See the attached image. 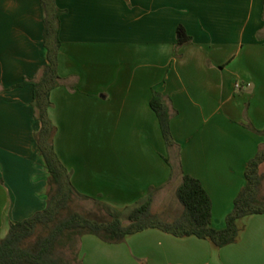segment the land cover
Here are the masks:
<instances>
[{
  "label": "crops",
  "instance_id": "crops-1",
  "mask_svg": "<svg viewBox=\"0 0 264 264\" xmlns=\"http://www.w3.org/2000/svg\"><path fill=\"white\" fill-rule=\"evenodd\" d=\"M262 2L55 0L64 10L57 70L65 84L51 90L49 116L55 153L77 192L123 209L161 187L154 204L172 181L169 155L178 184L179 172L200 180L211 225L224 226L247 162L264 143L246 126L264 128ZM179 25L191 41L176 46ZM46 63L40 0H0V238L46 206L48 172L35 141L41 123L31 86H16ZM153 90L175 112L171 150L149 105ZM237 226L236 241L222 247L156 228L116 244L84 235L79 256L82 264H264V214Z\"/></svg>",
  "mask_w": 264,
  "mask_h": 264
},
{
  "label": "trees",
  "instance_id": "trees-1",
  "mask_svg": "<svg viewBox=\"0 0 264 264\" xmlns=\"http://www.w3.org/2000/svg\"><path fill=\"white\" fill-rule=\"evenodd\" d=\"M40 5L47 63L36 79H24L16 86H31L30 104L35 118L41 123L35 141L48 172L46 206L28 218L10 223L6 234L0 238V264H82L79 256L82 236L93 235L102 242L116 244L123 242L128 235L149 228L175 237L208 239L218 247L234 243L238 236L239 218L264 214V200L260 196L264 175L259 171L264 162V143L247 162L245 184L234 198L233 207L220 229L211 225V199L202 183L182 172H179L180 182L175 195L183 206V212L170 220L152 210L154 195L161 187H150L145 196L123 209L76 191L70 181V172L55 153L53 136L56 128L49 116L50 92L65 84L57 70L59 18L64 10L56 6L55 0H40ZM262 5L264 17V0ZM190 41L191 37L179 25L176 46ZM69 87L73 88V85ZM149 105L157 117L164 142L171 150L175 143L170 132V120L175 112L170 109L166 96L157 90H153ZM246 126L264 136V128L256 130ZM164 160L172 167L173 178L174 164L169 155ZM78 202L89 203L92 207L87 211L77 210L75 205Z\"/></svg>",
  "mask_w": 264,
  "mask_h": 264
},
{
  "label": "rangeland",
  "instance_id": "rangeland-1",
  "mask_svg": "<svg viewBox=\"0 0 264 264\" xmlns=\"http://www.w3.org/2000/svg\"><path fill=\"white\" fill-rule=\"evenodd\" d=\"M175 178L176 177L174 176L172 178L171 184H169V186H167L165 190H163L162 192H160L159 195L156 196L155 203L153 204V209H154L153 211H155V213L159 214L162 218H165L166 220H170V218L179 216L183 212V206L178 201L175 195V186L178 184ZM75 206L74 207L77 210H81V211L84 210L87 211V209H91L92 207V205H90L89 203H84V202L81 203L78 202V204ZM91 237L98 239L96 236L93 235ZM129 255L131 256L130 252ZM82 257H83V252L81 253L80 258Z\"/></svg>",
  "mask_w": 264,
  "mask_h": 264
},
{
  "label": "built area",
  "instance_id": "built-area-1",
  "mask_svg": "<svg viewBox=\"0 0 264 264\" xmlns=\"http://www.w3.org/2000/svg\"><path fill=\"white\" fill-rule=\"evenodd\" d=\"M236 87H239V84L238 83H236Z\"/></svg>",
  "mask_w": 264,
  "mask_h": 264
}]
</instances>
